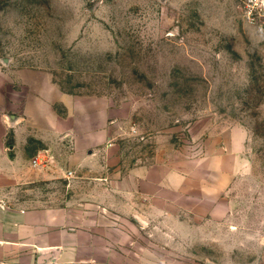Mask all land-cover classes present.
Wrapping results in <instances>:
<instances>
[{"label":"rangeland","instance_id":"1","mask_svg":"<svg viewBox=\"0 0 264 264\" xmlns=\"http://www.w3.org/2000/svg\"><path fill=\"white\" fill-rule=\"evenodd\" d=\"M244 1L0 0V79L38 68L66 93L107 98L133 130L129 161L234 133L248 169L225 207L146 204L128 221L138 264H264V11L251 19Z\"/></svg>","mask_w":264,"mask_h":264},{"label":"crops","instance_id":"2","mask_svg":"<svg viewBox=\"0 0 264 264\" xmlns=\"http://www.w3.org/2000/svg\"><path fill=\"white\" fill-rule=\"evenodd\" d=\"M116 112L107 98L64 92L42 69L0 79V264H138L144 246L128 221L146 204L200 215L225 207L248 169L234 133L206 139L198 154L129 161L134 133ZM42 150L59 175L74 171L61 180L69 193L58 174L31 165Z\"/></svg>","mask_w":264,"mask_h":264},{"label":"built area","instance_id":"3","mask_svg":"<svg viewBox=\"0 0 264 264\" xmlns=\"http://www.w3.org/2000/svg\"><path fill=\"white\" fill-rule=\"evenodd\" d=\"M246 8L248 11V16L254 19L255 15L262 14L264 11V0H245ZM31 165L38 171L43 172H52L58 174L63 168L62 165L56 160L55 156L48 150L39 151L31 159ZM63 178H71L74 176V171L72 169H64V173L59 175Z\"/></svg>","mask_w":264,"mask_h":264},{"label":"water","instance_id":"4","mask_svg":"<svg viewBox=\"0 0 264 264\" xmlns=\"http://www.w3.org/2000/svg\"><path fill=\"white\" fill-rule=\"evenodd\" d=\"M207 264H212V263H207Z\"/></svg>","mask_w":264,"mask_h":264}]
</instances>
